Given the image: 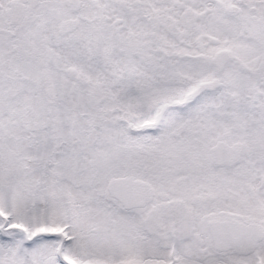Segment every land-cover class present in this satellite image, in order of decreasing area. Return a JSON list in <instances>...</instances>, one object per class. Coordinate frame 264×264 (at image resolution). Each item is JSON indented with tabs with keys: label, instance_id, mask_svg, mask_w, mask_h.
<instances>
[{
	"label": "snow or ice",
	"instance_id": "obj_1",
	"mask_svg": "<svg viewBox=\"0 0 264 264\" xmlns=\"http://www.w3.org/2000/svg\"><path fill=\"white\" fill-rule=\"evenodd\" d=\"M0 264H264V0H0Z\"/></svg>",
	"mask_w": 264,
	"mask_h": 264
}]
</instances>
